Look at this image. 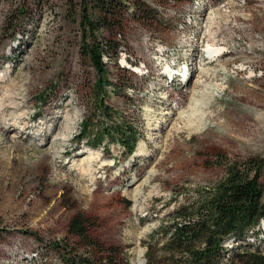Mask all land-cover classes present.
Masks as SVG:
<instances>
[{"label":"rangeland","instance_id":"374dc122","mask_svg":"<svg viewBox=\"0 0 264 264\" xmlns=\"http://www.w3.org/2000/svg\"><path fill=\"white\" fill-rule=\"evenodd\" d=\"M144 1L156 14L154 25L138 21L132 0H126L123 30L115 36L117 65L112 56L103 55L114 86L107 87L104 102L114 119H124L137 132L135 148L128 153L108 139L93 145L97 135L79 138L84 120L99 126L103 119L92 97L96 72L80 47L82 0H0V84L12 80L20 106L0 120L21 114L17 126L26 124L6 136L9 141L0 133V264H61L49 249L53 241L85 252L84 243L67 231L78 212L96 219L94 237L119 246L130 264L137 256L144 264V241L160 227L163 216L194 190L223 176L224 166L214 160V152L264 159L260 142L247 134L232 136L219 128L204 133L210 120L203 124L204 110L193 107V101L206 103L211 93L220 102L211 104L210 114L231 104L220 87L226 88L232 56H215L211 65L197 57L225 48L227 38L222 33L216 44L207 36L199 38L203 15L198 12L206 8L213 16L214 8L230 1L236 6L222 7L216 16L224 13L220 26L233 25L236 13L244 14L257 0ZM108 37L111 33L101 30L98 40ZM237 40L241 46L249 43L239 36L230 43ZM195 41L198 55L188 58ZM207 66L214 70L213 78L206 80L199 98L193 97L191 86L201 83ZM250 73L258 77L257 93L264 96V62L243 71L244 76ZM57 114L69 119L68 129L62 128L53 142L58 152L33 137L42 130L34 126L39 120ZM12 135L16 137L10 140ZM99 181L104 189L94 192Z\"/></svg>","mask_w":264,"mask_h":264},{"label":"trees","instance_id":"16d2710c","mask_svg":"<svg viewBox=\"0 0 264 264\" xmlns=\"http://www.w3.org/2000/svg\"><path fill=\"white\" fill-rule=\"evenodd\" d=\"M125 4L126 0L81 2L80 47L96 72L92 97L96 102L95 110L103 119L99 126L84 120L79 138L97 135L93 145L108 139L131 153L138 139L136 130L124 119H114L113 112L104 102L107 87L114 86L103 55L112 56L115 63L118 59L119 44L115 36L123 30ZM132 4V15L153 26L156 14L151 13L154 10L144 0H132ZM249 8L247 11H255V26L249 32L264 42V8ZM101 30L111 33L104 42L98 40ZM257 80L258 77L252 83L256 92H251V88L242 92L234 86L229 93L231 104L225 105L226 110L219 114L222 117L216 122L214 118L213 121L210 119L211 124L204 133L216 132L219 128L220 133H231L232 136L247 134L264 148V130L260 131L245 112L227 108H264L259 104L264 103V96L257 93ZM217 122L219 125L213 126ZM213 158L224 166L223 176L212 186L194 190V195L186 197L163 216L160 227L144 241V264H264V226L260 229V223L264 222V159L257 156L231 158L222 151L214 152ZM103 189L96 187L94 192ZM96 224L95 218L82 212L75 213L67 231L84 243L85 252H75L58 241H53L49 249L58 255L61 264H130L119 246L104 243L91 234V228ZM40 243L45 242L41 240Z\"/></svg>","mask_w":264,"mask_h":264},{"label":"bare ground","instance_id":"6f19581e","mask_svg":"<svg viewBox=\"0 0 264 264\" xmlns=\"http://www.w3.org/2000/svg\"><path fill=\"white\" fill-rule=\"evenodd\" d=\"M229 3L230 1L228 2V4H222L220 7L214 8L212 12H210V13H213V16H210L206 8H202V10L198 12V15L200 16L203 15V18H201V23H200L201 28H199V31L197 34L199 38L204 39L207 36L212 41V43L216 44V42H221V38H219V36L222 35V33H225L227 42H226L225 48H222L221 50L220 49L216 50L211 56H206L202 54L197 57L199 61H203L204 65H207V64L211 65L212 61L215 60L214 59L215 56L217 58L227 52L228 55L232 56V58L228 59L227 61V64L232 66V71L228 72L230 75L224 81L227 84L226 88L220 87V90L222 91L221 93L229 94L232 90H234V86L237 89H241L242 92H246L245 89L249 90L250 88H251V92H256V87H252V83L257 78V76L252 75L251 73L247 76H244L243 74L244 70L251 69V68L255 69L257 66L259 67V64H261V62H264V42H262L261 39H258L257 37H250L251 33L249 32L250 29L254 28L255 26V21H254L255 11L253 10L247 11V9H245L244 14L236 13L238 14L235 17L237 21L236 23H234L233 25L228 24L227 26H220L221 17H223L224 13H221L219 17L216 16V13H218L222 7L226 8L227 6L229 9H231L236 6V4H229ZM256 3L257 4H254L255 6L264 7V0H257ZM232 28H235L234 31H232ZM233 32H237V35L234 36ZM246 35H247V38H245ZM236 36H239L243 40L248 39L249 43L247 45L241 46V43L237 40L236 45L231 44L230 41L234 40V37ZM197 49H198V44L195 41V43L192 46L191 52L188 54V58L198 55L196 52ZM209 67L210 66H207L204 70H202V75L200 77L201 83L194 82L192 84L191 86L192 88L190 89V93H191L190 95H192L193 97L199 98L198 97L199 91L203 89V87L206 86V83H207L206 80H210L213 78L211 74H213L214 70H210ZM191 69H192L191 71L192 73L195 70L194 66H191ZM207 73L209 74L208 76H206ZM3 76H4V73H0V80H2L1 78H3ZM202 77L204 78L202 79ZM200 84L201 86L197 87ZM195 87H197V89ZM15 96H16L15 84L12 82V80L8 81L5 85L0 84V115H4L8 111H11V112L16 111L18 108H20L18 103L15 102ZM209 96H210L209 100L206 103H203V101L202 102L193 101L194 108L199 109V107H202V109L204 110L203 117L201 119V122H203V124L206 123V119H209V120L211 118L216 119L223 110H226L224 108L225 106H221V109L218 112H216L213 115L210 114L211 104L214 101H217L219 97H217L214 93H211ZM262 99L264 100V98ZM57 102L58 101L48 106L50 109L47 111V113H50L51 110L55 108V104ZM219 102L220 100L218 99V103ZM259 104L261 106H264V103L262 102H260ZM227 108H231L238 113L245 112L250 119L254 120L253 122L258 126L260 131L264 130V108L262 109L261 108L259 109L249 108L246 110H242L234 106L227 107ZM22 118L23 117H21V114H17L15 117L5 118L4 121L0 120V133L4 136L5 140L9 141L8 138H6V136L9 137L11 133L17 132V130H23L26 127L25 123H23L21 126H17V124L20 123ZM68 120L66 117L62 115H58V114L55 116H52V118L48 117L44 120H39L34 126H38L42 130L39 133H34L33 135L34 139L39 140L40 142H42L41 144L43 145L50 144L51 147H53V142L55 141V138L61 135V132H62L61 129L66 128L67 123H69ZM167 120L168 119L166 118L164 122H166ZM44 125H48L47 130L43 129ZM218 125H219L218 122L213 123V126H218ZM157 126L159 125H156L155 127ZM55 129L56 131L53 134H51ZM66 129H68V127ZM13 137H16V135H12L10 140L14 139ZM54 150L58 152V149L54 148ZM100 183L102 182L99 181L97 184V187L102 186V184ZM140 261H141L140 257L137 256L133 260V264H140Z\"/></svg>","mask_w":264,"mask_h":264}]
</instances>
